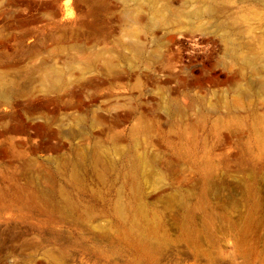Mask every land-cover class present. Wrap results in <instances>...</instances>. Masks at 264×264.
I'll return each mask as SVG.
<instances>
[{
	"label": "rangeland",
	"instance_id": "rangeland-1",
	"mask_svg": "<svg viewBox=\"0 0 264 264\" xmlns=\"http://www.w3.org/2000/svg\"><path fill=\"white\" fill-rule=\"evenodd\" d=\"M0 264H264V0H0Z\"/></svg>",
	"mask_w": 264,
	"mask_h": 264
},
{
	"label": "bare ground",
	"instance_id": "bare-ground-1",
	"mask_svg": "<svg viewBox=\"0 0 264 264\" xmlns=\"http://www.w3.org/2000/svg\"><path fill=\"white\" fill-rule=\"evenodd\" d=\"M257 57H258V55H257V56H254V57L252 58V60H253V61H256V60L258 59ZM43 78L45 79L46 77L44 76Z\"/></svg>",
	"mask_w": 264,
	"mask_h": 264
}]
</instances>
